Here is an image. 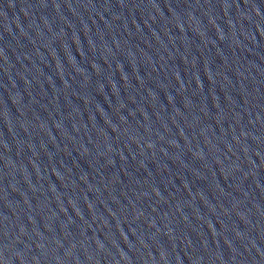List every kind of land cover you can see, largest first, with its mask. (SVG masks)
Instances as JSON below:
<instances>
[{
  "label": "water",
  "instance_id": "1",
  "mask_svg": "<svg viewBox=\"0 0 264 264\" xmlns=\"http://www.w3.org/2000/svg\"><path fill=\"white\" fill-rule=\"evenodd\" d=\"M0 264H264V0H0Z\"/></svg>",
  "mask_w": 264,
  "mask_h": 264
}]
</instances>
